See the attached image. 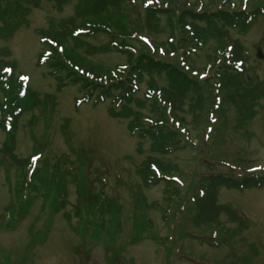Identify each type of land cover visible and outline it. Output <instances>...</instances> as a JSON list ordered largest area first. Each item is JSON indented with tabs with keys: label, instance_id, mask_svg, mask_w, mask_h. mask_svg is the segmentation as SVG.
<instances>
[{
	"label": "rangeland",
	"instance_id": "374dc122",
	"mask_svg": "<svg viewBox=\"0 0 264 264\" xmlns=\"http://www.w3.org/2000/svg\"><path fill=\"white\" fill-rule=\"evenodd\" d=\"M80 1L13 0L10 9L19 14L14 17L18 26L9 37L0 36V60L14 63V73L39 97L54 98L52 108L34 109L18 119L15 153L22 159L41 154L36 167L43 168L45 163L48 176L58 163L63 169L80 171L76 181L63 176V185L58 181L46 193L32 190L25 196L18 192L19 170L2 161L0 264H264V186L241 191L219 189L218 203L234 208L243 220L242 226L230 224L222 216L217 225L196 227L191 222L195 210L190 201L202 175L239 180L264 176V99L259 101L253 120L238 129L234 127L233 108L224 105L222 110L214 111L209 102L214 101L216 93H210L197 123L188 113L183 115L182 149L159 155L148 139L131 134L129 120L109 114V100L84 103L77 86L59 88L46 67L37 65L44 50L39 32L59 29ZM142 1L134 0V7L125 8L123 22L147 38L151 48L166 39L163 32L168 29L164 28V18L161 34L151 35L144 29L147 3ZM187 3L202 10L217 6L231 12H250L261 7L264 0ZM228 32L229 42L237 40L247 53L248 76L254 83L262 80L264 14L257 15L246 31ZM83 40L87 49H78L77 53L93 65L112 69L125 63L122 54L96 53L95 49L109 42L106 35L98 33ZM214 47L216 42L210 40L181 67L193 78L203 80L209 76L210 84L216 83L214 70L207 63ZM147 80L145 76L136 98L144 95ZM4 139L0 132V144ZM148 157L159 158L170 166L163 173L177 181L181 192L175 201L166 203L162 185L146 187L135 174ZM57 184L65 189L64 199ZM89 184L100 202L113 200L111 208L102 207L104 211H100L84 204Z\"/></svg>",
	"mask_w": 264,
	"mask_h": 264
},
{
	"label": "trees",
	"instance_id": "16d2710c",
	"mask_svg": "<svg viewBox=\"0 0 264 264\" xmlns=\"http://www.w3.org/2000/svg\"><path fill=\"white\" fill-rule=\"evenodd\" d=\"M224 1L219 0L221 4ZM142 2L147 3L144 8V29L149 34L162 33L160 22L164 18V28L168 32H163L166 33L163 42L150 48L147 38L139 35L136 28L129 29L124 24V10L134 7V0H81L75 13L62 21L59 29L39 32L44 50L38 56L37 65L46 67L48 75L58 81L59 88L77 86L84 103L109 100V114L129 120L131 134L139 139H148L152 150L161 156L182 149L180 132L184 133L183 115L188 113L197 123L212 92L216 93L215 99L209 104L214 106V111L222 110L224 105L233 108L235 128L240 129L252 121L259 101L264 99V78L254 83L248 76L247 53L237 40L229 42L228 31H246L257 15L264 14V4L250 12L243 9L231 12L217 6L204 10L193 8L187 0ZM12 4L13 0H0L1 37L12 34L18 26V20L14 17H19V14L10 9ZM98 33L106 35L109 42L100 50L95 49L96 53L122 54L124 64L112 69L95 66L77 53L78 49H87L83 39ZM210 40L216 42V48L207 56L208 68L214 70L213 76L217 79L212 84L209 76L199 80L181 67V63L206 47ZM133 43L141 47L136 48ZM14 70V63L0 60V132L5 135L0 144V164L5 161L19 170L20 195L26 196L32 190H44L46 193L48 187L56 185L58 181L63 185V176H71L76 181V177L80 178L78 169H63L58 163L48 176L49 168L45 163L43 168L36 167L41 154L22 159L15 153L18 119L34 109L46 111L48 106L52 108L54 98L50 95L39 97ZM145 76L148 78L146 91L138 99L136 94ZM167 170H170L168 164L159 158L148 157L137 167L135 174L146 187L162 185L165 201L171 203L181 191L177 181L164 174ZM61 184H57L56 188L60 198L64 199L65 189ZM262 186L264 176L239 180L222 175H202L190 199L195 210L191 222L196 227H208L217 225L224 216L230 224L242 226L243 220L234 208L218 203L219 189L224 187L241 191ZM88 188L83 195V202L88 208L104 211L102 207L112 205L113 200L102 203L90 184Z\"/></svg>",
	"mask_w": 264,
	"mask_h": 264
},
{
	"label": "water",
	"instance_id": "95a60500",
	"mask_svg": "<svg viewBox=\"0 0 264 264\" xmlns=\"http://www.w3.org/2000/svg\"><path fill=\"white\" fill-rule=\"evenodd\" d=\"M258 58L261 59V55L260 54L258 55Z\"/></svg>",
	"mask_w": 264,
	"mask_h": 264
}]
</instances>
